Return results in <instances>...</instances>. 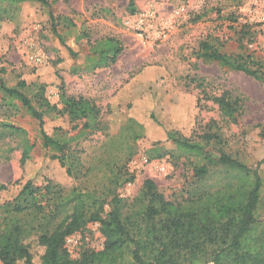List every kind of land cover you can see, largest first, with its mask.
<instances>
[{
    "label": "rangeland",
    "instance_id": "obj_1",
    "mask_svg": "<svg viewBox=\"0 0 264 264\" xmlns=\"http://www.w3.org/2000/svg\"><path fill=\"white\" fill-rule=\"evenodd\" d=\"M106 39L117 41L122 53L115 64L90 71L87 57L93 46ZM204 43L228 56L242 52L264 63V0H46V4H21L14 19L1 25L0 78L8 87L19 81L46 85L47 99L62 109V93L54 78L59 75L65 95L92 101L100 109L106 129L85 131L84 121L72 123L67 116L56 114L44 117L43 131L71 139L72 153L82 163L69 176L67 168L53 159L56 153L44 147L40 123L20 102L8 100L0 91V125L9 123L26 131L32 147L23 163L21 140L0 138V185L7 187L0 192V204L12 201L27 182L37 187L52 182L67 193L80 188L103 198L109 194V170L116 167L126 173L123 179H129L116 191L128 209L138 204L147 180L177 204L238 181L234 171L210 164L204 157L184 155L171 142L164 158L151 160L153 149L166 145L155 143L165 130L203 143L206 156L216 162L225 154L257 170L263 182L258 216L264 220V84L204 61L199 57ZM36 57L42 62H34ZM224 93L241 106L235 122L223 115L214 100ZM141 100L153 102L162 128L150 127L145 137L128 143L122 129L130 105ZM205 135L218 139L208 142ZM128 148L135 153L130 161ZM161 164L166 166L164 173L158 170ZM203 166L208 168L207 175L196 177V169ZM96 227L90 224L84 231L81 251L102 249L104 239ZM37 241L36 235L28 240L33 254L39 251Z\"/></svg>",
    "mask_w": 264,
    "mask_h": 264
},
{
    "label": "trees",
    "instance_id": "obj_2",
    "mask_svg": "<svg viewBox=\"0 0 264 264\" xmlns=\"http://www.w3.org/2000/svg\"><path fill=\"white\" fill-rule=\"evenodd\" d=\"M28 1L46 4V0H0V29L3 21L13 20L19 6ZM202 47L199 57L204 61L242 72L264 84L263 62L242 52L228 56L209 43ZM68 50L77 56L72 49ZM121 53V46L113 39L98 42L87 57L89 70L115 64ZM54 78L62 93V109L50 103L43 84L32 86L19 81L8 87L0 78V91L8 100L20 102L40 123L44 147L54 151L53 159L67 168L69 176H74L82 163L72 153V140L49 136L43 131L44 117L56 114L67 116L72 123L84 121L85 131H101L106 127L100 109L92 101L66 96L62 78L59 75ZM214 100L223 115L235 122L241 110L239 101L227 93ZM130 109L121 133L128 143L145 137L150 127L162 128L153 102L136 101ZM0 126V138L21 140L25 163L32 149L26 131L9 123ZM162 134L155 143L166 145L153 149L151 160L164 158L168 154L167 143L171 142L184 155L204 157L210 164L234 171L239 175L238 181L216 193L177 204L168 201L157 185L147 180L138 204L131 209L116 194L120 186L129 182L128 178L123 179L126 173L117 167L109 170V194L103 198L80 188L67 193L52 182L44 187L27 182L12 201L0 204V264H264V220L258 216L263 182L258 171L225 154L216 162L206 156L203 143L191 141L178 132L164 130ZM204 139L209 142L218 137L205 135ZM128 151L130 161L135 153L131 148ZM207 173V166L196 169V177ZM5 190L7 187L0 185V192ZM90 224L99 225L103 248L82 249L80 257L74 259L65 248L66 240L73 234L84 233ZM32 235L37 236L40 246L36 254L28 244Z\"/></svg>",
    "mask_w": 264,
    "mask_h": 264
},
{
    "label": "built area",
    "instance_id": "obj_3",
    "mask_svg": "<svg viewBox=\"0 0 264 264\" xmlns=\"http://www.w3.org/2000/svg\"><path fill=\"white\" fill-rule=\"evenodd\" d=\"M34 62L40 63V62H42V60H41L40 57H36V58H34ZM147 162L148 161L146 160V163ZM158 170L164 173L166 171V166L164 164H161V165L158 166ZM96 231L98 233V236L100 238L104 239L103 236L100 233L98 224H97V227H96ZM83 242H84L83 233H76V234H73L72 236L67 238L66 243H65V248L68 251V253L71 255L72 258L78 259L80 257V253H81V248L83 246ZM102 248H103V246H102Z\"/></svg>",
    "mask_w": 264,
    "mask_h": 264
}]
</instances>
